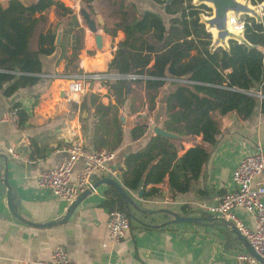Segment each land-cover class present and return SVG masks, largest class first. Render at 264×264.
Masks as SVG:
<instances>
[{"label":"crops","instance_id":"crops-1","mask_svg":"<svg viewBox=\"0 0 264 264\" xmlns=\"http://www.w3.org/2000/svg\"><path fill=\"white\" fill-rule=\"evenodd\" d=\"M18 1L29 5L35 0ZM59 1L73 10V16L62 17L54 6L49 7L45 12L46 24L37 27L30 43L35 49L41 29L56 27L61 33L55 51L51 55H40L42 72L108 70L117 43L124 38L122 30H115L123 18H139L145 11L158 13L165 24L170 18L154 0ZM6 2L8 0H0V3ZM80 8H85L96 20L101 19V23L97 22L98 33L102 36L101 49L97 48L95 33L87 28L79 15ZM79 28L83 29L82 35L78 33ZM77 35H80L81 48L72 59ZM238 35L243 37V33ZM227 47L223 46V49ZM67 85V80L56 78L40 79L10 95L4 94L7 84L0 89V264L47 260L57 247L65 249L78 264H238L237 255L248 252L234 233L236 225L231 221L219 223L214 214L196 203L216 205L233 188L232 171L238 162L254 150L257 141L264 147V112L260 106L246 119L234 110L227 115L216 116L219 132L213 145L203 142L200 135L182 140L179 156L195 144H202L210 153L200 175L192 181L187 192L172 194L167 176L163 182L141 185L130 191L115 176L108 173L94 175L93 184L111 178L123 185L132 200L127 205L130 228L126 237L111 241L107 233L110 209L102 204L105 192L111 187L109 184L101 183L64 220L62 218L71 202L57 198L48 189L36 185L40 172L66 158L64 148L69 144L72 133H79L84 145L92 150L90 142L96 119L93 117L94 108L87 107L81 112L83 97L89 93L97 94L102 103L117 104L108 87L93 86L84 94L69 95ZM137 86L141 88V84H132L125 100L118 105L119 118L124 116L130 118L129 122L143 125H149L150 121L162 128L164 99L172 85L166 83L159 90L152 91L154 100L148 101L149 108L145 103L148 92L143 88L137 91ZM136 97H140L143 103H137ZM14 103L20 105L26 116L22 125L2 119ZM81 117L85 129L81 127ZM122 126L123 138L111 162L119 178L124 156L142 148L154 135L146 126L145 134L134 140L130 130L136 125ZM8 147H12L24 161L11 157ZM81 167L79 161L74 170ZM4 179L19 200L20 217L8 209ZM173 213L200 220L175 222ZM234 213L245 225L254 226L253 213L243 208H236ZM51 221L55 223L45 225Z\"/></svg>","mask_w":264,"mask_h":264},{"label":"trees","instance_id":"trees-1","mask_svg":"<svg viewBox=\"0 0 264 264\" xmlns=\"http://www.w3.org/2000/svg\"><path fill=\"white\" fill-rule=\"evenodd\" d=\"M154 1L170 16L168 24L152 11H145L132 20L123 18L115 30H122L124 38L117 43L108 69L150 77L184 76L199 83H169L172 89L164 99L162 128L179 138L153 135L142 148L127 153L119 167L120 180L125 188L134 191L141 185L163 182L167 176L170 192L184 193L200 175L210 153L202 144H195L179 156L182 140L200 135L203 142L213 145L219 132L216 116L234 110L246 119L258 105L264 112V99L259 102L248 93L224 87L255 89L264 95V22L247 17L243 41L231 38L227 49L214 48L212 34L201 16L211 11L209 6L195 4L194 0ZM51 6L62 17L73 16V10L59 0H35L29 5L18 0L0 3V89L7 84L5 95L37 83L40 78L34 74L42 72L40 55H51L55 51L56 27L40 30L35 49L30 44L37 27L46 24L45 12ZM78 33L82 35L83 29L79 28ZM80 35L73 44L72 59L81 48ZM134 83L141 84L148 92V101L152 102L154 94L151 92L167 82L145 79L110 84L108 88L117 104L102 103L97 94L83 97L81 112L87 107L94 108L96 119L90 142L92 150L115 151L119 147L123 126L118 105L123 103ZM12 108L17 110L19 125H22L26 119L24 111L18 103ZM81 127L85 129L82 117ZM146 130L145 125L138 124L130 130V135L136 140ZM102 204L128 216L125 200L112 186L105 192Z\"/></svg>","mask_w":264,"mask_h":264},{"label":"built area","instance_id":"built-area-1","mask_svg":"<svg viewBox=\"0 0 264 264\" xmlns=\"http://www.w3.org/2000/svg\"><path fill=\"white\" fill-rule=\"evenodd\" d=\"M256 4L259 9L258 20L262 22L264 9L260 6L259 0H248ZM242 14L236 16L233 12L228 15L227 24L234 34L244 33L246 24ZM240 42V40H238ZM40 79L53 80L62 78L68 81L67 93L84 94L92 90L93 86L108 87L117 81H133L145 79H160L167 83L176 82L183 85L198 84L199 82L180 77H150L138 73H121L115 70L85 71L74 70L68 72H41L34 74ZM228 89L243 91L254 96L259 102L264 99L260 90H243L235 87ZM3 120L18 124L19 116L17 110L11 108L3 117ZM67 156L56 166L46 169L36 177V185L39 188L48 189L53 196L72 202L78 195L85 191H93V176L98 173H108L117 177L118 171L111 166L115 158L114 151H95L84 145L79 133H72L69 144L64 148ZM11 157L17 160L24 159L14 151L12 147L7 148ZM82 163L80 170L75 171L77 162ZM233 188L225 193L214 206H206L197 202L200 208L212 213L217 219L233 222L238 231L244 236L253 250L262 258L263 263L248 253L237 255L238 264H264V147L260 141L255 144L254 150L244 156L232 171ZM236 208H243L254 215V226L249 227L241 222L235 215ZM130 228L127 214L119 209H112L108 212L107 233L111 241H119L126 237ZM18 264H78L72 260L67 251L57 247L47 260L36 262L22 261Z\"/></svg>","mask_w":264,"mask_h":264},{"label":"water","instance_id":"water-1","mask_svg":"<svg viewBox=\"0 0 264 264\" xmlns=\"http://www.w3.org/2000/svg\"><path fill=\"white\" fill-rule=\"evenodd\" d=\"M198 1H199L198 3H202V0H198ZM208 1L212 4V8H213L214 12H213V15L211 17L202 18V22L207 24L209 28H216L217 36L215 39V43H219V42H221L222 44L227 43L228 40L231 39L232 36L235 35L228 28V24H227L228 13L233 11L234 14L236 16H238L239 11H241V9H245V10H249V11L251 10L257 16V12L255 11V9H248L246 7V5L240 4L237 0H208ZM79 15L84 20L87 28L91 32L95 33V42H96L97 48L101 49L102 36L100 33H98V27H97V22L101 23V19L96 20L95 18L91 17L89 12L85 8L79 9ZM262 22H264V17H262ZM60 35H61V33L57 32L55 44L59 43ZM236 35L240 38L239 39L240 41L244 40L242 35H238V34H236ZM226 37H227V39H225ZM119 119L124 126L132 127V126L138 124L137 122L136 123L129 122L124 116H120ZM145 126H147L149 129H151L152 132L154 133V135H161V136H165L168 138H179V136H177L173 133H170V132L164 130L163 128H160L153 123H151L149 125H145ZM4 182H5V185L7 187V206H8V209L16 217H20V215L18 213L19 200L17 199L15 192L12 190L10 185L7 183L6 179H4ZM101 183L109 184L110 186H112L120 194V196L125 200L126 206L128 205V203H132L131 197L129 196V194L127 193V191L123 187V185L120 184L119 182H117L111 178H104V179H102V180H100L94 184V189H96ZM90 192H92V190L91 191L90 190L85 191V192L81 193L80 195H78V197L74 201H72L71 204L69 205L68 210H67L65 216L62 218V220L66 219L72 213L75 206L83 198H85ZM141 192H142V189L139 190L140 194H141ZM173 216H174L173 221H175V222H193L196 220H200L199 218L180 216L179 214H174V213H173ZM208 220H210V219H208ZM218 220H219V223H221V224L224 223V220H221V219H218ZM225 222L229 223L228 221H225ZM54 223H55L54 221H51L45 225L54 224ZM234 233L236 234V236L240 240V242H242L244 244L247 252L250 255H252L253 257H255L258 262L263 263L262 258L253 250L251 245L247 242V240L244 238V236L240 234V232L237 230V228L234 230Z\"/></svg>","mask_w":264,"mask_h":264},{"label":"rangeland","instance_id":"rangeland-1","mask_svg":"<svg viewBox=\"0 0 264 264\" xmlns=\"http://www.w3.org/2000/svg\"><path fill=\"white\" fill-rule=\"evenodd\" d=\"M240 4H242V5H246V7L248 8V9H255V11L257 12V16L250 10H245V9H241V11H239V13H238V15H240V14H242V16H244V21L245 20H247V17H252V18H255V22L256 21H258V22H261L260 20H258V13H259V7L258 6H256V4H253V3H251V2H248V0H237ZM199 1L198 0H194V3L195 4H205V5H207V6H209L210 8H211V11H209L208 13L206 12V13H202V18H209V17H211L212 15H213V8H212V4L208 1V0H202V3H198ZM260 6H262L263 7V9H264V1L262 2V5H261V3H260ZM242 7V6H241ZM243 8V7H242ZM233 12V11H232ZM231 13V12H230ZM230 13H228V15L230 14ZM234 13V12H233ZM205 26H206V28L211 32V34H212V44H213V47L214 48H220V49H222L223 48V46H226V45H228V42L227 43H221V42H219V43H215V39H216V35L214 34V32H213V28H209L208 27V25L207 24H205ZM232 38L233 39H235V40H239L240 38L235 34L234 36H232ZM225 39H227V37L225 38ZM135 89H137V91L138 90H140L141 88L140 87H138L137 86V88H135ZM135 101L137 102V103H143V101H142V99L140 98V97H136V99H135ZM145 103H148V100L146 99V102ZM139 105H141V104H139ZM146 108H149V103L147 104V106H146ZM130 118H127V120H129ZM151 122L149 121V123L148 124H150ZM126 128H128V126H126Z\"/></svg>","mask_w":264,"mask_h":264},{"label":"bare ground","instance_id":"bare-ground-1","mask_svg":"<svg viewBox=\"0 0 264 264\" xmlns=\"http://www.w3.org/2000/svg\"><path fill=\"white\" fill-rule=\"evenodd\" d=\"M244 23L246 24V20L244 21ZM229 28V30H230V27H228ZM213 32H214V34L217 36V30H216V28H213ZM104 51V50H103ZM91 64V63H90ZM95 69V68H94Z\"/></svg>","mask_w":264,"mask_h":264},{"label":"flooded vegetation","instance_id":"flooded-vegetation-1","mask_svg":"<svg viewBox=\"0 0 264 264\" xmlns=\"http://www.w3.org/2000/svg\"><path fill=\"white\" fill-rule=\"evenodd\" d=\"M264 0L260 1V2H263Z\"/></svg>","mask_w":264,"mask_h":264}]
</instances>
